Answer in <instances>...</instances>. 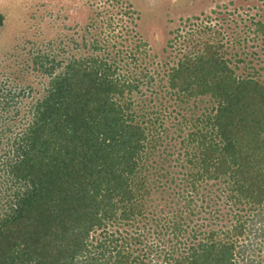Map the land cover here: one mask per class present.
<instances>
[{"label": "trees", "instance_id": "trees-1", "mask_svg": "<svg viewBox=\"0 0 264 264\" xmlns=\"http://www.w3.org/2000/svg\"><path fill=\"white\" fill-rule=\"evenodd\" d=\"M94 4L40 88L0 85V264H264L263 67Z\"/></svg>", "mask_w": 264, "mask_h": 264}, {"label": "rangeland", "instance_id": "rangeland-1", "mask_svg": "<svg viewBox=\"0 0 264 264\" xmlns=\"http://www.w3.org/2000/svg\"><path fill=\"white\" fill-rule=\"evenodd\" d=\"M210 1L213 8L186 19L180 17L179 10L185 14L195 13L203 10L207 2L131 0L139 13L136 30L161 57L166 55L162 50L168 40L183 39L176 37L177 31V35L192 33L195 39L211 37V42L222 44L220 51L225 58H231V66L237 58L235 54L244 58L246 62L238 63L236 72L244 68V64L250 69L251 61L264 69V43L259 37L255 38L251 23L257 18L264 20V0ZM100 9L94 0H0V12L4 15L0 29V85L15 89L28 85L34 90L40 88L45 77L38 71L40 63L34 62L35 57L38 55L45 61L46 54H56L58 49L70 52L73 38ZM26 95L25 91L18 98L25 99ZM261 255L264 257V252Z\"/></svg>", "mask_w": 264, "mask_h": 264}, {"label": "crops", "instance_id": "crops-1", "mask_svg": "<svg viewBox=\"0 0 264 264\" xmlns=\"http://www.w3.org/2000/svg\"><path fill=\"white\" fill-rule=\"evenodd\" d=\"M206 2H207V6L202 10H199V11H197V12H195V13H187V14H185L184 12H181L180 10H179V12L182 14V16H180V17H183V18H186V17H190V16H193V15H198V14H200L199 12H201V11H205L206 9H208L209 7L210 8H213L214 6L213 5H211L212 4V1H210V0H205ZM187 19V18H186Z\"/></svg>", "mask_w": 264, "mask_h": 264}]
</instances>
